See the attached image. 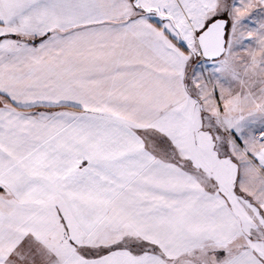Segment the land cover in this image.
Masks as SVG:
<instances>
[{
	"label": "snow or ice",
	"instance_id": "6c2138e0",
	"mask_svg": "<svg viewBox=\"0 0 264 264\" xmlns=\"http://www.w3.org/2000/svg\"><path fill=\"white\" fill-rule=\"evenodd\" d=\"M0 264H264V0H0Z\"/></svg>",
	"mask_w": 264,
	"mask_h": 264
}]
</instances>
